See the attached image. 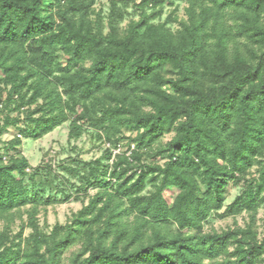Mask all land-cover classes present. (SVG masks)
<instances>
[{
    "label": "trees",
    "instance_id": "16d2710c",
    "mask_svg": "<svg viewBox=\"0 0 264 264\" xmlns=\"http://www.w3.org/2000/svg\"><path fill=\"white\" fill-rule=\"evenodd\" d=\"M96 1L0 0V221L27 216L15 237L0 232V264H64L78 245L68 264H264V0H188L177 33L142 8L124 34L115 1L108 33L91 21ZM68 120L70 140L128 128L136 145L72 171L89 204L48 234L37 216L51 183L12 153ZM231 186L242 190L226 206ZM244 213L245 227L204 232L213 215Z\"/></svg>",
    "mask_w": 264,
    "mask_h": 264
},
{
    "label": "rangeland",
    "instance_id": "374dc122",
    "mask_svg": "<svg viewBox=\"0 0 264 264\" xmlns=\"http://www.w3.org/2000/svg\"><path fill=\"white\" fill-rule=\"evenodd\" d=\"M117 2V7L120 10L121 19H119L120 33L124 34L128 29V26L132 22H138L141 19L142 8L147 15H158L151 21L155 25H167L166 28L177 33L181 28L180 23L187 20L186 10L189 6L188 0H159L161 4L155 5L149 3L147 5L142 4L143 0H97L92 8L91 21L95 22L98 16L101 17L104 24V32L108 33V23L112 12V3ZM241 48H245L244 42L240 43ZM61 62L65 63L64 58ZM3 100L6 99V95L3 96ZM42 100L39 101V105ZM35 107V106H34ZM18 114L13 113L12 116L16 117ZM70 116L71 114L68 113ZM63 123L56 128L50 134L46 135L42 139L32 140L26 139L23 141V145L18 149L17 153H12L20 158H25L29 161L31 166L36 169L39 168L41 175L39 176V182L49 181L51 186L46 187L45 198L52 197V203L49 205L42 204L40 206V213L37 216L39 220L40 229L44 233H50L53 227L57 224L65 225L69 223L73 216L76 215L83 207L89 204L88 196L83 193L80 196L77 195L76 189L66 184L68 179H71L72 171H76L77 168H82L84 163L93 162L96 160H103L105 163H113L114 158L120 154H126L131 156L132 151L136 144L131 141L135 138L136 134L128 128H122L120 133H115L116 136H107L105 131H98L90 126H87L85 133L79 140H70V122ZM14 129L7 132L3 141L8 142L13 138ZM173 134L165 136L161 140V145H166L173 138ZM110 139H112L110 141ZM115 141V142H114ZM0 151L3 152V144H0ZM111 155L112 159L108 160L107 157ZM159 161L160 164H164L165 160H161L160 157L152 158L145 157L143 162L150 165ZM255 167L251 171L253 177L256 176ZM32 173L31 170H28ZM84 170H82V173ZM77 179L73 182L76 183ZM66 184V185H65ZM67 186L74 197L66 200V194L62 191L67 190ZM241 186H231L226 196L225 205H230L236 197L241 193ZM154 191L152 185H148L145 194H150ZM96 193L95 190H90L89 194L93 196ZM177 191H168L165 194V198L169 204L173 203L174 198L177 195ZM27 221V216L21 219L17 215V219L10 223L8 221H0V232L5 231L11 237H15L19 234L20 229ZM250 222L249 215L244 213L236 218L221 219L214 216L205 224L204 232H218L222 233L228 229L236 227H245ZM175 229V227H174ZM257 229L258 232L263 234L264 230V208L259 209L257 216ZM32 233V229L29 226L25 227L24 237H28ZM260 237V238H261ZM80 246L71 248L64 257V264H68V259L73 253H77Z\"/></svg>",
    "mask_w": 264,
    "mask_h": 264
}]
</instances>
